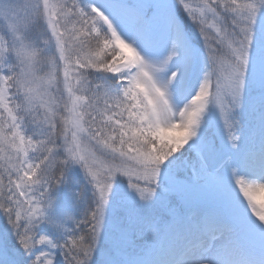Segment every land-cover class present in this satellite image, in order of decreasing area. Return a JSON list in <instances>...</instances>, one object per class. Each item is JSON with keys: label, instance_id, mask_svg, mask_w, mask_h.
I'll list each match as a JSON object with an SVG mask.
<instances>
[{"label": "snow or ice", "instance_id": "6c2138e0", "mask_svg": "<svg viewBox=\"0 0 264 264\" xmlns=\"http://www.w3.org/2000/svg\"><path fill=\"white\" fill-rule=\"evenodd\" d=\"M258 190L264 0H0V264H264Z\"/></svg>", "mask_w": 264, "mask_h": 264}, {"label": "rangeland", "instance_id": "374dc122", "mask_svg": "<svg viewBox=\"0 0 264 264\" xmlns=\"http://www.w3.org/2000/svg\"><path fill=\"white\" fill-rule=\"evenodd\" d=\"M194 5V4H193ZM237 187L239 188V186L237 185ZM236 192H238L237 191V189H236ZM239 193V192H238ZM240 194V193H239ZM255 200H254V203L256 202V201H264V196L263 197H261V196H259L257 193L255 194ZM257 207H259V205H257Z\"/></svg>", "mask_w": 264, "mask_h": 264}, {"label": "bare ground", "instance_id": "6f19581e", "mask_svg": "<svg viewBox=\"0 0 264 264\" xmlns=\"http://www.w3.org/2000/svg\"><path fill=\"white\" fill-rule=\"evenodd\" d=\"M256 193L261 197L264 196V190H258Z\"/></svg>", "mask_w": 264, "mask_h": 264}]
</instances>
